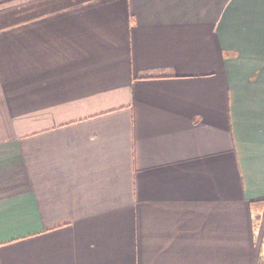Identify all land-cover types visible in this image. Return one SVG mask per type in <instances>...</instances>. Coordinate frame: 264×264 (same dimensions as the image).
<instances>
[{
	"label": "crops",
	"instance_id": "obj_1",
	"mask_svg": "<svg viewBox=\"0 0 264 264\" xmlns=\"http://www.w3.org/2000/svg\"><path fill=\"white\" fill-rule=\"evenodd\" d=\"M264 0H0V264L264 260Z\"/></svg>",
	"mask_w": 264,
	"mask_h": 264
},
{
	"label": "trees",
	"instance_id": "obj_2",
	"mask_svg": "<svg viewBox=\"0 0 264 264\" xmlns=\"http://www.w3.org/2000/svg\"><path fill=\"white\" fill-rule=\"evenodd\" d=\"M253 210L257 212H261L264 207V199H256L250 202ZM257 264H264V260L262 258H259Z\"/></svg>",
	"mask_w": 264,
	"mask_h": 264
}]
</instances>
